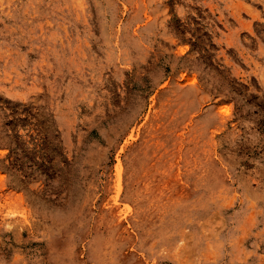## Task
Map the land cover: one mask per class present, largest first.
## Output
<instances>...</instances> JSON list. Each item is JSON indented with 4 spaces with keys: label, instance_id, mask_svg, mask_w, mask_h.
<instances>
[{
    "label": "rangeland",
    "instance_id": "1",
    "mask_svg": "<svg viewBox=\"0 0 264 264\" xmlns=\"http://www.w3.org/2000/svg\"><path fill=\"white\" fill-rule=\"evenodd\" d=\"M0 264H264V0H0Z\"/></svg>",
    "mask_w": 264,
    "mask_h": 264
}]
</instances>
